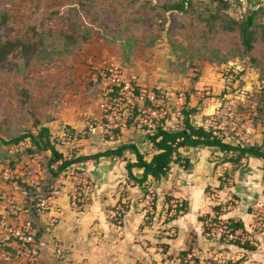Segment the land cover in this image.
Returning <instances> with one entry per match:
<instances>
[{"label": "rangeland", "instance_id": "obj_1", "mask_svg": "<svg viewBox=\"0 0 264 264\" xmlns=\"http://www.w3.org/2000/svg\"><path fill=\"white\" fill-rule=\"evenodd\" d=\"M204 1L190 0L198 13L192 11L191 5L188 13H178L170 9L183 0H0V46L16 45L7 61L0 65V134L3 139L8 143L23 134H38L33 125L45 116L46 103L55 99L50 97L54 82L64 84L58 78L65 73L67 65L64 66L63 62L71 55L66 48L71 51L79 48L88 30H92L94 34L122 42L134 44L140 41L148 47H156L165 41L172 53L170 71L185 72V75L192 73V80L197 83H205V69L212 66L219 68L225 81L221 93L211 97L205 95L211 92L205 90V86L199 88L202 98L220 100L217 112L208 118V126L212 125L216 134L228 141L235 140L243 145L262 143L264 111L260 110H264V0H216L231 3L230 8L221 13L224 20L213 19L211 14L205 13L206 6L197 5ZM201 12L204 13L203 18L199 16ZM253 13H257L251 41L253 50L247 52L239 27L230 30L226 22L227 16H230L242 24ZM230 76L232 78L228 82L225 77ZM185 92H177L175 101L168 96L162 97L160 109L168 110V116L171 118L174 114L177 119L176 107H187L189 97L185 100L186 105L177 104L180 94L187 97ZM7 143L0 142V164L9 158L10 151L16 155L26 154L30 147L29 142H23V145L11 146L8 150L10 144ZM20 148L22 152H19ZM48 158L47 154H37L33 159L27 157L26 161L33 166L28 165V174L38 176L39 187L49 188L47 194H51L68 174H61L51 183ZM212 163L221 176H213L214 181L207 187L204 196L208 211H213L211 215L206 210L201 211L202 215L194 220L191 213L189 216L177 213L178 204L189 208L188 197L178 196L176 193L181 190L176 188L159 192L152 184L146 185L148 189L142 197L141 207L136 205V201L131 202V206L138 207L137 212L143 215L136 233L141 235L145 232L148 236L143 241L133 239V245L143 243L142 249L149 250L144 264H218L221 261L216 258L218 248H256L253 233L238 229L242 225L238 217L241 199L234 178L229 176L230 171H225L231 165L224 166V157L219 156L212 157ZM41 168L43 171L40 174ZM36 169L38 173H35ZM90 182L93 183L92 180ZM125 192L123 190L122 195ZM126 206L128 203L114 208V222L118 230L124 228ZM250 210L253 227L263 233L264 220L256 208ZM222 224L234 231L244 232L251 238V243L219 242L214 233ZM0 264L7 263L0 261ZM135 264L142 263L138 260Z\"/></svg>", "mask_w": 264, "mask_h": 264}, {"label": "crops", "instance_id": "obj_2", "mask_svg": "<svg viewBox=\"0 0 264 264\" xmlns=\"http://www.w3.org/2000/svg\"><path fill=\"white\" fill-rule=\"evenodd\" d=\"M127 45L125 42L111 41L99 35L84 45L76 56L64 60V66L67 65V68L58 78L64 84L54 82L50 97L55 99H50L51 101L46 103L42 121L59 141L58 150L67 159L104 154L128 144L136 145L147 160H151L157 153L150 142L152 133H149L147 127L135 121L137 117L126 130L120 129L117 134L115 130L118 129L112 130L108 117L101 107L102 102L107 99L100 76L106 64L120 66L126 77H136V84L139 87H146L149 91L163 95L162 97H171L172 101H175L179 91L192 92L191 95L185 92L189 99L184 109L197 110L191 117L195 126L210 128L208 118L217 112L220 100L202 98L199 88L205 86V90L211 91L205 95L211 97L221 93L225 81L221 78L220 69L213 66L205 69L203 76L205 83H197L192 80V73L188 72L185 75L180 71H170L172 53L165 41L151 49L141 45L133 46L129 56L125 52ZM54 86L60 88L54 89ZM157 104L160 105L161 102L158 101ZM172 115L163 123L168 130L177 122L174 114ZM93 129L96 130L95 133L92 132ZM108 130L114 132L115 139L106 134ZM224 140L234 145H242L235 140L228 141L226 138ZM251 145L263 146L264 141ZM181 153L190 161L187 168L184 166L181 168L182 162L174 166L162 181L150 180L147 183L157 187L159 192L168 188L181 190L176 194L182 197L185 195L189 201L187 203L190 212L187 210L185 216L192 214L196 220L197 216L202 215L201 211L205 210L211 215L213 211H208L204 196L207 187L214 181L213 176L219 174V169L215 168V164L213 166L212 157H224L225 161L233 155L208 147L184 148ZM126 159L134 162L136 157L133 152H127L126 157L114 155L100 159L92 158L73 165L78 168V172L88 171L94 183L89 203L82 210H76L73 205L74 194L80 184L76 173L73 177L66 176L60 180L53 193L55 202L51 211L47 217L36 219L39 236L48 242V248L42 251L40 264H135L138 260L144 264L143 261L149 256V250L142 249L143 243L133 245V239L143 241L148 239V236H145V232L141 235L136 233L142 224L143 215L137 212L138 207L135 206L137 208L135 209L131 206V202L136 201V205L141 207L142 197L148 187L147 183L140 185L130 180L126 170ZM31 164L27 165L33 167ZM227 165H231V168H225V171H230L228 174L234 178L241 199L238 217L242 227L238 226V229L253 233L256 248L238 246H228L227 250L218 248L216 258L221 259L220 262L217 260L218 264H264V232H258L255 226L253 227V217L249 212L253 207L264 204V159L249 155L242 160L239 167L225 161L224 166ZM134 174L140 179L143 171L134 169ZM123 190L126 192L122 195ZM139 200L141 201L138 202ZM23 203H29L26 192L14 182L5 181L0 175V215L17 218L18 214L12 212L11 205L23 206ZM127 203L125 225L123 230H118L114 222V208L116 205ZM27 212L28 217H31L29 210ZM50 219L56 220L54 226L51 225ZM118 231L123 232L118 234ZM118 235L120 238H117ZM59 245L69 250L68 255L57 256L56 249Z\"/></svg>", "mask_w": 264, "mask_h": 264}, {"label": "trees", "instance_id": "obj_3", "mask_svg": "<svg viewBox=\"0 0 264 264\" xmlns=\"http://www.w3.org/2000/svg\"><path fill=\"white\" fill-rule=\"evenodd\" d=\"M139 1V0H136ZM204 1V0H201ZM189 4H188V3ZM188 4V6H187ZM189 5H191V9L194 13H198L197 8H195V5L190 3V0H183V2L172 6L170 11H176L178 13H188L189 11ZM201 7L206 6V12L208 15L211 14L213 16V19L221 20L223 19V16H221V13H225V10H228L231 6V3L228 1H216V0H210L207 2L205 0L204 2H200V4H197ZM257 13H253V16L248 18L246 22H243L242 24H239L238 21L233 20L230 18V16H227L228 21L226 22V26L230 30H236L237 26L239 27V30L241 32L242 38H243V44L245 47V50L247 52L253 50V45L251 43L252 38L254 36L253 27L255 26V16ZM204 13H200L199 16L203 18ZM224 20V19H223ZM100 34H94L92 30H88L86 38H84L83 44L75 49L74 51H71L70 48H66V51L68 53H71L70 57L76 56L78 53L81 52L84 45L90 42L95 36H99ZM103 36V35H102ZM104 38L111 40V41H121L118 39H110L106 36H103ZM125 42V41H123ZM128 48H126V55L129 56L130 51L133 46L136 47V45H141L146 49L154 48V46H145L140 41H136L134 44L125 42ZM16 45L13 44H7L0 46V65L5 63L7 61L8 55L11 52L12 49H14ZM68 47V46H67ZM25 48V46H23ZM64 59V58H63ZM185 74V72H181ZM153 104L150 102L145 106V108L152 107ZM143 108L137 107L132 112V119L131 123L129 122V125L134 122L135 118L141 114ZM264 111V110H260ZM196 109H184L183 111V127L178 131H171L166 128V126L163 124L161 127L156 129L151 137L150 142L152 143L153 147L156 150V154L152 157L151 160H147L146 156L140 152L138 147L136 145L128 144L124 146H120L115 150L107 151L104 154H98L95 156H89L84 158H78V159H67L64 154H62L58 150V145H60L59 141H57L54 136L52 135L51 130L46 127L43 123V121H36L33 127L37 129L38 134L31 132L28 134H23L22 136H19L10 142L7 143L6 140L3 139L2 135L0 134V142L3 144H10L8 147V150L11 146H19L23 142H29L30 147L28 148V152L25 154H12L10 151L9 158L7 160H10V166L13 170L16 171H26L28 174V162L26 161V158L33 159L36 157L37 154H47L48 155V162H47V168L48 171L51 174V183L55 182V180L63 173L67 172L68 170L72 169V166L79 162H84L88 159H100L101 157H111L114 155L117 156H123L126 157L127 152H133L136 159L134 162L131 160L128 161L126 159V170L128 171L130 180L136 182L140 185H145L148 181H162L165 177L168 176V174L171 172L172 168L176 165H180L182 162L185 163L184 167L187 168L190 164V161L183 157L181 150L184 148H193L198 149L201 147H208V148H215L219 149L223 153L232 154L233 157L230 159H226L228 163H231L233 166L239 167L242 163V160L245 157H248L249 155L254 156L259 159H264V145L263 146H252V145H234L232 143L225 142L224 139H220L215 135V131L213 128L205 129L204 127H197L192 123V115L196 114ZM116 134L119 132L118 130H115ZM23 149L20 148L19 152H22ZM18 152V153H19ZM7 160H2L0 166L1 169L3 166H6ZM26 162V163H25ZM26 166V167H25ZM134 169H140L143 171L142 178H137L134 174ZM2 171V170H1ZM43 170L41 169L40 174ZM1 175V173H0ZM2 176V175H1ZM9 182V181H7ZM13 183V182H11ZM16 184V183H15ZM19 185L21 188L26 192V195L28 197V210L31 214V219L33 221H36L38 218L37 215V205H38V199L40 197H44L47 195V192L50 190L49 188L42 189L40 187L38 188H30L29 186L22 184L19 182ZM187 205V204H186ZM187 207L185 205L182 206V208L178 209V213H186Z\"/></svg>", "mask_w": 264, "mask_h": 264}, {"label": "built area", "instance_id": "obj_4", "mask_svg": "<svg viewBox=\"0 0 264 264\" xmlns=\"http://www.w3.org/2000/svg\"><path fill=\"white\" fill-rule=\"evenodd\" d=\"M100 76L103 80V90L105 92V99L102 104V110L108 117V122L114 129L126 130L129 127V122L132 119V112L137 108H143L141 114L135 120L141 126L147 127L149 133H153L156 129L161 127L164 121H167L168 110L161 108L158 101L161 100L155 91H149L146 87H139L136 83V77H126L120 66L116 64H106L101 71ZM230 77H225L229 82ZM187 97L181 94L177 99V104L186 105ZM153 104L152 107L145 108L148 103ZM156 104L158 106H156ZM177 124L170 128L171 131H178L184 125L183 111L185 106L181 109L176 107ZM175 116V115H174ZM135 122V123H136ZM213 126L211 125L210 128ZM214 129V128H213ZM96 132L95 129L92 130ZM106 134L112 136L114 139L116 135L113 131L108 130ZM215 135L220 139H225L222 136ZM113 139V140H114ZM23 145V144H21ZM76 168V170H75ZM35 173H38L36 171ZM77 175L80 184L73 198V205L76 210H82L89 202L90 194L93 189V183L88 171H79L76 166H72L66 174L69 177ZM33 174V173H32ZM27 174L26 171H16L10 166V162L3 166L1 175L5 181L14 182L18 186L19 182L29 186L30 188H38L40 180L38 176ZM146 185H149L147 183ZM147 197L146 204L148 203ZM55 202V194H47L38 199L37 215L39 218H45L51 211ZM27 203L23 206L12 204V212L18 214L17 218L13 219L8 215H0V261L7 264H40L42 251L48 248V242L39 236V227L36 221L28 217V210H26ZM183 204L176 206V212L182 208ZM256 209L259 216L264 220V204L257 205ZM22 213V214H19ZM182 213V212H181ZM51 225L56 224V220L50 219ZM217 240L227 241L232 244L251 243V238L244 232H237L229 228V226L222 224L219 231L214 233ZM69 250L64 246H58L56 254L58 257H65L68 255Z\"/></svg>", "mask_w": 264, "mask_h": 264}]
</instances>
